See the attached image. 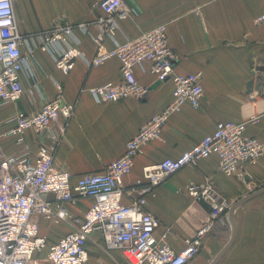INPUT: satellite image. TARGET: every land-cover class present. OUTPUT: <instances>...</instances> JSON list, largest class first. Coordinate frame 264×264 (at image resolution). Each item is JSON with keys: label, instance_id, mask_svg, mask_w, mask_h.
Listing matches in <instances>:
<instances>
[{"label": "crops", "instance_id": "crops-1", "mask_svg": "<svg viewBox=\"0 0 264 264\" xmlns=\"http://www.w3.org/2000/svg\"><path fill=\"white\" fill-rule=\"evenodd\" d=\"M96 2L13 0V6L21 35L44 32L56 25H71L80 50L91 59L96 54L91 38L96 33L93 21L99 15ZM125 3L132 13L119 21L122 37L134 39L164 24L169 47L178 57L175 72L203 75L199 108L184 105L172 114L162 128L161 139L143 147L134 159L131 173L123 178L122 202L129 205L140 196L136 181L141 178L144 167L165 158L179 157L211 134L216 123L241 121L252 112L249 98L257 91L248 95L247 84L264 72V22H255L264 16V0H125ZM82 24L88 25L87 34L79 31L78 26ZM104 46L110 49L112 43L106 39ZM26 50L23 44L22 52ZM30 68L33 77L22 76L24 95L16 102L0 106V133L17 112L33 113L40 108L41 98L54 99L55 84H58L63 100L75 104V110L55 152L54 163L56 168L71 173L73 181L83 174L102 172L123 154L126 142L139 128L172 101V82H159L150 73L149 63L134 68L138 82L149 88L145 99L129 98L103 104L96 103L87 89L119 83L116 59L95 68L78 59L73 70L64 75L55 68L46 52L35 49L30 56ZM35 82L38 91L33 87ZM246 133L264 143V118L257 125L248 126ZM37 139L33 132H27L26 141L32 154L36 152ZM41 141L46 143L47 139L42 137ZM0 147L10 153L12 139L0 138ZM242 173L243 178L224 175L218 168L217 158L210 156L195 166L182 168L153 188L145 198L147 211L159 221L154 232L156 240L179 252L185 247V240L193 237L208 219L210 207L186 192L190 182H211L230 207L263 188L264 155L256 164L243 166ZM46 199L54 203L52 195H47ZM90 205V199L76 198L73 205L66 207L72 217H80ZM232 217L235 237L217 264H264V193L243 203ZM37 221L39 234L47 240V248L70 230L66 223L55 224L41 217ZM213 222V230L204 239L202 249L188 264H209L229 242L232 228L228 210ZM100 245L94 236L87 242V264H128L119 250H106ZM47 248L38 254L41 258L46 256Z\"/></svg>", "mask_w": 264, "mask_h": 264}, {"label": "built area", "instance_id": "built-area-1", "mask_svg": "<svg viewBox=\"0 0 264 264\" xmlns=\"http://www.w3.org/2000/svg\"><path fill=\"white\" fill-rule=\"evenodd\" d=\"M95 6L99 15L93 21L96 33L91 38L96 54L88 59L78 46L73 26L56 25L47 31L23 36L17 27L13 0H0V106L16 102L24 95L22 76L33 77L30 56L35 49L46 52L64 75L73 70L78 59L92 68L116 59L119 83L87 89L96 103L145 99L149 88L141 85L134 73V68L145 63L150 64V73L159 82H172V101L139 128L126 142L123 154L102 172L83 174L74 181L71 173L56 168L54 163L55 152L75 110V104L63 100L61 87L55 84L56 97L41 98L40 108L35 112H17L0 133V138L12 139L13 146L10 153L0 147V264H87L86 244L93 236L104 249L119 250L128 264H188L212 232L213 220L230 208L229 203L211 182H190L186 186L188 195L205 202L211 212L194 236L185 240V247L176 252L156 240L154 232L159 221L147 211L145 196L169 176L210 156L217 158L218 168L224 175L243 178L242 167L256 164L264 155V143L246 133L248 126H255L264 118L263 79L257 94L249 98L252 112L248 116L237 122H218L211 134L179 157L165 158L144 167L141 178L136 181L140 196L129 205L124 204L122 181L131 173L135 157L146 144L161 139L162 128L172 114L184 105L199 108L203 75L175 72L178 57L169 47L166 25L129 39L122 37L119 26V21L132 13L125 0H97ZM255 22H264V16ZM78 29L88 33V25L82 24ZM106 39L112 48L104 46ZM23 44L27 46L25 53ZM33 84L38 91V83ZM27 132H33L38 138L34 154L26 141ZM42 137L47 139L46 143L41 141ZM47 195L53 196L54 203L46 199ZM76 198L91 200L80 217H72L66 207L73 205ZM39 217L55 224L66 223L70 230L47 248L46 238L39 234ZM45 248L46 256L41 258L38 254Z\"/></svg>", "mask_w": 264, "mask_h": 264}, {"label": "water", "instance_id": "water-1", "mask_svg": "<svg viewBox=\"0 0 264 264\" xmlns=\"http://www.w3.org/2000/svg\"><path fill=\"white\" fill-rule=\"evenodd\" d=\"M263 79H264V72L263 73L260 72L256 75V77H254L251 81H249L247 84V94L251 95L253 93V91H259V88L261 86ZM263 193H264V187L253 192V193H250V194L244 196L243 198L238 200L236 203H234L228 209V219H229V222H230L231 228H232L231 238H230L229 242L226 244V246H224V248H222V250L213 258V260L209 264H217L219 262V260L222 258V256L225 254V252L229 249L231 244L233 243V240L235 237V225H234V221H233V217H232L233 212L239 206H241L243 203L248 201L249 199H252V198L259 196L260 194H263Z\"/></svg>", "mask_w": 264, "mask_h": 264}, {"label": "rangeland", "instance_id": "rangeland-1", "mask_svg": "<svg viewBox=\"0 0 264 264\" xmlns=\"http://www.w3.org/2000/svg\"><path fill=\"white\" fill-rule=\"evenodd\" d=\"M255 189H258V188H255ZM230 207V206H229Z\"/></svg>", "mask_w": 264, "mask_h": 264}, {"label": "bare ground", "instance_id": "bare-ground-1", "mask_svg": "<svg viewBox=\"0 0 264 264\" xmlns=\"http://www.w3.org/2000/svg\"><path fill=\"white\" fill-rule=\"evenodd\" d=\"M100 172V171H99Z\"/></svg>", "mask_w": 264, "mask_h": 264}]
</instances>
